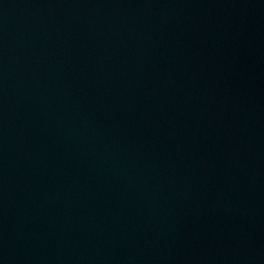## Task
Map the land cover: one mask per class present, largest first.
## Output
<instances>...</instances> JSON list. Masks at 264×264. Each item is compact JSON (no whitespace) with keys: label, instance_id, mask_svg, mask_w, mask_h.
Instances as JSON below:
<instances>
[{"label":"water","instance_id":"95a60500","mask_svg":"<svg viewBox=\"0 0 264 264\" xmlns=\"http://www.w3.org/2000/svg\"><path fill=\"white\" fill-rule=\"evenodd\" d=\"M0 264H264V0H0Z\"/></svg>","mask_w":264,"mask_h":264}]
</instances>
